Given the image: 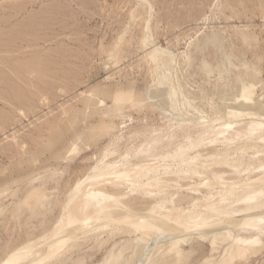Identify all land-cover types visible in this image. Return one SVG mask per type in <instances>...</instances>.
<instances>
[{"label":"rangeland","instance_id":"rangeland-1","mask_svg":"<svg viewBox=\"0 0 264 264\" xmlns=\"http://www.w3.org/2000/svg\"><path fill=\"white\" fill-rule=\"evenodd\" d=\"M153 47L176 55L171 66L190 114L212 115L222 97L236 99L251 73L264 114V0H0V263L24 243L51 235L71 190L98 163L141 162L131 149H141L145 135L162 140L152 162L187 147L168 157L181 167L169 183L172 193L181 189L178 195L129 193L124 200L136 210L155 207L160 214L175 206L182 221L195 220L203 215L193 212L213 214L227 193L216 188L210 195L208 179L229 185L264 177V142L247 146L230 125L214 131L189 121L179 125L162 112L119 107L101 95L112 128L84 119L81 98L92 89L137 93L154 87L161 72L150 60ZM72 142L75 151L61 157ZM230 191V209L219 211L264 205L259 183ZM114 229L81 235L48 264H223L228 246L212 252L207 241L194 239L193 248L184 244L176 255L167 243L162 257L149 249L145 261L141 253L152 241ZM261 240L235 264H264Z\"/></svg>","mask_w":264,"mask_h":264},{"label":"bare ground","instance_id":"bare-ground-1","mask_svg":"<svg viewBox=\"0 0 264 264\" xmlns=\"http://www.w3.org/2000/svg\"><path fill=\"white\" fill-rule=\"evenodd\" d=\"M151 4L149 3V5ZM147 22L145 27L148 25ZM147 39L145 42H147ZM153 48L155 49V47ZM150 58L155 65V70L161 72L158 79L154 81L153 88H147V92L141 91L137 93L123 92L122 90L111 91L106 88L102 90L92 89L83 94L81 98V113L84 119L94 118L97 127H111L110 121L113 116L110 114V106L104 99L100 98L101 95L105 99H111L114 103L113 105L119 107L128 103L129 106L136 107V109L145 108L147 111L162 112L167 117H170L173 123H178L179 125L189 121L190 123L212 127V131H214V127L230 125L235 131L242 133L246 139L245 143L247 146H251L252 143L257 145L255 140L258 143L264 142V131L258 135L260 131L258 128L264 129V114H262L260 100L254 96L258 82L252 76V73L250 74L249 85L238 93L236 99L222 97L221 103L212 108V115H195L190 114L188 111V108L191 107L190 100L180 99V91L178 92L177 89L178 82L173 73L174 67L171 66L172 63L176 64V55L167 56L164 52L155 49L151 52ZM149 71L151 72L150 69ZM174 71L176 70L174 69ZM186 115H189V117L185 118ZM217 115H220V117H217ZM69 122L73 124V120ZM229 122L232 123L229 124ZM211 130L208 131L212 132ZM177 138L173 137L172 140L174 141ZM143 140L145 144L141 149L138 148L137 151L131 149V154L134 153V156L141 162L118 165L119 163L117 162L106 160L98 163L93 167V170L95 169L94 173L81 178L71 190V194L68 196L64 206L65 214L60 217L59 223L51 235L42 241L24 243L22 247L13 250L0 264H48L50 260L58 258L62 255V252H66V249L70 250L69 248L78 242L77 240L80 239L81 235L85 236L91 232L94 234L95 231L99 232V230L114 228L120 229V231L135 232L140 235L139 237L152 241L141 253L140 259H145V261L148 258L146 260L143 257L149 249H154L155 253H158L168 243L174 254L177 255L180 247L184 244L193 248L194 239L207 241L212 252L217 250L220 245L228 244L225 249V256L223 255V264L238 263L247 254L251 253L253 245L259 243L264 237V205H256L235 212H222L219 210L223 208L225 210L230 209L229 204L232 198L228 197L230 189L239 185L243 187L253 183H259L264 187V177H257L248 183H230L229 185L208 179L206 184L209 186V194L214 193V190H217L216 188L223 189L227 193L221 204H219V208L213 214H202L200 211L193 212L192 214L196 216L203 215L195 220L182 221V210L175 206L160 214L154 210L155 207L139 211L131 205V200L126 201L124 199L127 195L129 197V193H151L157 195L156 193H162L163 190L166 193H172L171 189L173 190V188L169 186V183L172 184V180L179 176L181 167L176 164L177 160L172 159V162H170L168 157H175L177 155L175 151L187 147L184 145L177 149L174 148L173 151L169 150L163 159L152 162L151 159L155 157L163 145L162 140L156 134L145 135ZM74 143L72 142L60 156L71 153L74 150ZM252 156L256 157L253 154ZM160 179H163L165 183ZM189 188L198 189L196 184H190ZM180 190H177V193H172V196L178 195ZM148 197L150 198V195ZM259 199L260 197L257 200ZM249 233L251 237L244 235ZM124 243L122 244L123 246ZM119 245L123 247L121 244ZM114 246L116 247V245ZM164 254V251L160 252L161 257ZM127 260H120L118 264H126ZM173 263L175 264V262Z\"/></svg>","mask_w":264,"mask_h":264}]
</instances>
